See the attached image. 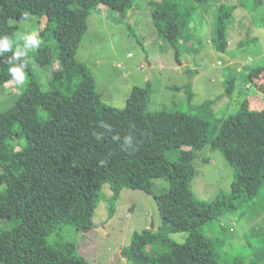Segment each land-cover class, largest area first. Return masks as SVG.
Masks as SVG:
<instances>
[{"label": "trees", "instance_id": "1", "mask_svg": "<svg viewBox=\"0 0 264 264\" xmlns=\"http://www.w3.org/2000/svg\"><path fill=\"white\" fill-rule=\"evenodd\" d=\"M132 1L0 0V36L12 41V51L0 57V87L13 79L6 58L23 46V41L14 38L17 26L11 23L25 14L44 19L39 31L43 44L13 63L27 61L33 54L48 66L58 55L49 90L42 89L27 63L29 79L24 91L0 112V220L5 222L0 226V264H88L75 255V243L62 249L46 238L61 223L79 232L91 230L104 183L112 190L142 189L153 194L162 217L157 230L134 231L122 256L147 259L151 264H220L223 255L219 251L227 239L206 234V228L263 191L264 108L252 109L245 100L235 115L217 123L211 120L215 116L212 99L190 105L189 112H151L150 83L134 86L123 108L101 99L89 67L76 58V52L94 9L106 5L123 12ZM198 2L203 1L160 0L152 8L153 25L177 56ZM229 20L230 12L220 6L219 50L228 42ZM126 26L141 44L132 26ZM260 70L253 68L252 73ZM232 89L233 81L227 80L224 95ZM183 90L191 102L190 83ZM21 138L24 144L17 149ZM186 146L222 152L235 168L229 193L222 192L213 200L194 195L190 181L195 167ZM155 178L168 180V190L155 194ZM178 232L188 233L182 243L170 238ZM260 239L264 248V232ZM147 246L158 247L153 257L146 255ZM257 263L253 258L247 264ZM232 264H241L240 257Z\"/></svg>", "mask_w": 264, "mask_h": 264}, {"label": "rangeland", "instance_id": "2", "mask_svg": "<svg viewBox=\"0 0 264 264\" xmlns=\"http://www.w3.org/2000/svg\"><path fill=\"white\" fill-rule=\"evenodd\" d=\"M159 1L133 0L123 12L100 5L89 15L88 29L78 46L76 58L89 67L101 99L111 106L123 108L134 86L150 83L148 110L151 112L162 109L189 112L190 105L212 99L215 116L211 120L217 123L218 119L235 115L245 100L252 109L264 108V0L198 2L189 33L186 32L179 41L178 56L176 49L153 25L151 11ZM220 6L230 12L228 42L223 50L217 48L216 23ZM43 21L29 15L27 19L12 22L17 26L14 38L22 41V34L32 31L39 34ZM127 23L141 44L127 28ZM48 43L51 47L56 44L54 41ZM27 61L42 89L49 90L52 72L58 67V55L48 66L41 65L33 54ZM189 68L192 73L186 71ZM253 68L261 70L256 74L252 73ZM28 79L26 72L22 84L13 79L3 82L0 112L15 102ZM227 80L233 81L228 96L224 95ZM187 83L194 93L191 102L187 101L183 90ZM16 144L19 149L24 140L21 138ZM184 149L195 167L190 187L197 198L213 200L220 193L231 191L235 168L220 150L209 147L196 150L189 146ZM152 184L155 194L169 188L165 179H152ZM4 223L0 220V226ZM161 225L162 217L153 194L142 189L112 190L104 183L96 199L91 230L79 232L71 225L61 223L46 239L49 244L62 249L70 242L75 243V255L88 264H151L150 260L142 258L130 260L122 256V251L129 245L134 231L157 230ZM208 227L206 234L227 239L225 248L219 251L223 255L220 264H232L237 257L241 264L252 262L253 258L264 264L260 239L264 232V189L238 206L236 212L224 214L220 222ZM187 234L171 233L170 238L182 243ZM157 249V246H147L144 251L153 257Z\"/></svg>", "mask_w": 264, "mask_h": 264}, {"label": "clouds", "instance_id": "3", "mask_svg": "<svg viewBox=\"0 0 264 264\" xmlns=\"http://www.w3.org/2000/svg\"><path fill=\"white\" fill-rule=\"evenodd\" d=\"M27 19V14H25ZM23 41V46L17 47L11 57H7L5 62L9 65L8 73L16 81L17 84H22L26 79V68L28 61H21L19 64L13 63L14 60H20L21 57H27L28 53L40 47L43 40L39 37L38 32L32 31L20 36ZM12 51V41L9 36H0V57L5 52Z\"/></svg>", "mask_w": 264, "mask_h": 264}, {"label": "water", "instance_id": "4", "mask_svg": "<svg viewBox=\"0 0 264 264\" xmlns=\"http://www.w3.org/2000/svg\"><path fill=\"white\" fill-rule=\"evenodd\" d=\"M147 65H150V62L146 59ZM178 64H181V62L178 61Z\"/></svg>", "mask_w": 264, "mask_h": 264}, {"label": "crops", "instance_id": "5", "mask_svg": "<svg viewBox=\"0 0 264 264\" xmlns=\"http://www.w3.org/2000/svg\"><path fill=\"white\" fill-rule=\"evenodd\" d=\"M250 104V103H249Z\"/></svg>", "mask_w": 264, "mask_h": 264}]
</instances>
